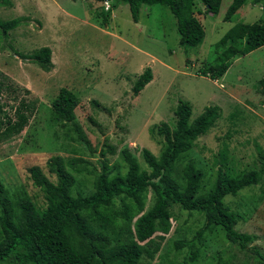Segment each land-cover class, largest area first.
Masks as SVG:
<instances>
[{
	"label": "rangeland",
	"instance_id": "rangeland-1",
	"mask_svg": "<svg viewBox=\"0 0 264 264\" xmlns=\"http://www.w3.org/2000/svg\"><path fill=\"white\" fill-rule=\"evenodd\" d=\"M230 1L220 0L214 15L194 1L192 9L204 37L198 46L186 48L178 44L175 19L166 5H141L134 21L127 5L120 3L106 24L100 25L98 12L108 4L99 1L5 0L0 4L1 20L19 19L16 27L0 35V71L7 85L0 92L2 111L13 119L10 106H18L20 99L34 102L23 129L0 140V183L8 199L25 197L37 208L45 207L43 193L32 184L27 168L37 165L54 181L45 167L51 155L87 162V170L72 172L75 185L71 190L73 196H87L93 191L90 170H99L98 151L103 144L113 149L104 155L109 175L126 171L124 151L135 158L139 169L146 168L141 149L158 156L162 139L155 129L162 122L173 126L179 100L190 104L189 120L205 106L214 105L219 108L218 117L178 159L173 173L182 181V166L193 162L203 172L199 193L204 194L218 171H257L254 185L222 198L240 217L234 229L255 239L250 249L240 250L224 238L220 226L212 227L200 236V242L195 241L198 252L189 262L185 258L188 247L176 250L173 241L199 238L195 233L204 218L173 206L171 227L150 264H218L219 260L256 264L253 250L264 256V89L257 84L264 76V45L233 57L217 79L199 74L204 64L214 63L213 44L230 26L262 16V3L249 1L224 21ZM40 46L50 51L47 71L19 57L29 56ZM145 67L150 68L152 78L132 95L133 81ZM60 87L78 99L70 122L56 121L51 112L50 103ZM222 153L224 165L219 161ZM114 204L119 206V197ZM151 204L152 196L146 192L143 210Z\"/></svg>",
	"mask_w": 264,
	"mask_h": 264
},
{
	"label": "trees",
	"instance_id": "trees-1",
	"mask_svg": "<svg viewBox=\"0 0 264 264\" xmlns=\"http://www.w3.org/2000/svg\"><path fill=\"white\" fill-rule=\"evenodd\" d=\"M84 1H108V7L98 12L100 25L106 24L109 13L120 3L127 5L134 21H137L141 5H166L175 19L180 46H198L204 37V30L192 9L195 0ZM198 1L206 12L213 15L218 12L220 0ZM249 1L262 3V16L250 23L239 21L230 26L213 44L214 63L204 64L199 70L200 75L217 79L226 71L233 57L245 55L264 45V0H231L222 19L229 21ZM4 2L0 0V4ZM18 23V18L0 19V35ZM19 55L23 60H33L45 71L51 64L47 46L38 47L29 56ZM5 76L0 71V92L2 88H7L2 79ZM151 78L150 68L145 67L133 81L132 95H137ZM257 84L264 89V76ZM77 103L73 92L60 87L50 103L53 118L60 123L70 122ZM33 104V100L25 102L20 99L18 106H10L14 110L13 119L2 111L0 104V140L23 129ZM218 109L214 105L205 106L189 120L190 104L179 100L173 111V126L162 122L155 129L162 139L158 156L146 148L141 149L146 168L139 169L135 158L124 151L126 171L109 175L104 155L106 152L113 153V149L103 144L98 151L101 157L98 159L99 170H90L94 174L93 191L87 196L71 194L75 185L72 172L87 170V162L82 158L64 160L59 155L49 156L45 167L48 173L54 175V181H50L37 165L27 168L32 184L43 193L46 201L44 208H37L25 197L9 200L0 183V264H150L160 248V240L171 227L173 206L195 211L204 218L203 226L195 233L199 238L173 241L176 250L188 247L185 258L189 262L196 258L198 252L195 241L200 242V236L215 226H220L224 238L238 249H250L248 245L255 236L234 229L240 217L228 209L222 198L226 194H235L242 187L254 185L259 177L257 171L236 174L230 173L228 168L218 171L214 183L204 194L199 193L203 172L193 162L182 166V181L173 173L178 159L216 120ZM219 158L224 165L223 153ZM146 192H150L152 204L143 210ZM116 196L120 198L119 206L114 204ZM154 237L158 240L155 241ZM253 252L259 258L256 264H264V256L256 250ZM218 264L228 263L219 260Z\"/></svg>",
	"mask_w": 264,
	"mask_h": 264
},
{
	"label": "bare ground",
	"instance_id": "bare-ground-1",
	"mask_svg": "<svg viewBox=\"0 0 264 264\" xmlns=\"http://www.w3.org/2000/svg\"><path fill=\"white\" fill-rule=\"evenodd\" d=\"M104 3L108 4V1H105Z\"/></svg>",
	"mask_w": 264,
	"mask_h": 264
}]
</instances>
